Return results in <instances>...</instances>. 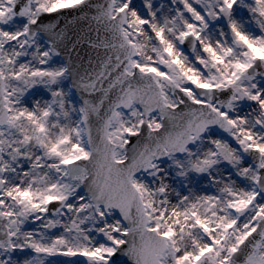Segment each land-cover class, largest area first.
I'll return each instance as SVG.
<instances>
[{
	"label": "snow or ice",
	"instance_id": "1",
	"mask_svg": "<svg viewBox=\"0 0 264 264\" xmlns=\"http://www.w3.org/2000/svg\"><path fill=\"white\" fill-rule=\"evenodd\" d=\"M0 264H264V0H0Z\"/></svg>",
	"mask_w": 264,
	"mask_h": 264
},
{
	"label": "water",
	"instance_id": "2",
	"mask_svg": "<svg viewBox=\"0 0 264 264\" xmlns=\"http://www.w3.org/2000/svg\"><path fill=\"white\" fill-rule=\"evenodd\" d=\"M53 16H54V14H53ZM84 52H90V49H88L87 45L84 46ZM84 52H82L81 54L83 55Z\"/></svg>",
	"mask_w": 264,
	"mask_h": 264
}]
</instances>
